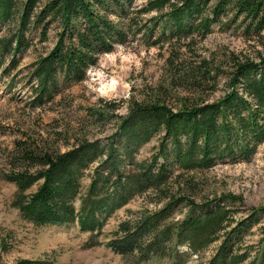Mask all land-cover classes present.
Wrapping results in <instances>:
<instances>
[{
    "label": "trees",
    "instance_id": "obj_1",
    "mask_svg": "<svg viewBox=\"0 0 264 264\" xmlns=\"http://www.w3.org/2000/svg\"><path fill=\"white\" fill-rule=\"evenodd\" d=\"M142 1V6L129 12L134 0H0V63L10 55V67L17 65L15 56L28 46V32L37 30L38 41L44 42L52 24L60 28L53 46L32 64L39 98L56 90L58 75L64 81L82 80L86 67L97 62L99 53L123 41L128 29L141 31L133 26L137 14L156 12L150 18L152 26L161 24L159 35L177 45L166 58L168 80L126 100L127 111L118 116L107 144L82 137L61 151L16 140V156L3 172V178L16 185L12 204L36 226L76 221L81 230L97 232L116 209L137 195L148 194L151 201H164L163 206L121 221L106 244L114 253L131 264L153 258L182 264L176 246L186 244L198 253L223 231L224 238L207 264H243L247 252L237 251L232 241L261 222L258 214L264 207L235 220L232 208L223 203L238 199L235 196L194 200L196 175L226 157L247 159L264 140V58L254 61L230 52L222 62L214 54H197L193 46L194 36L205 37L224 13H233L232 21L240 19L246 35L264 37V0ZM181 46L190 57L181 54ZM224 75L226 90L212 99L218 78ZM89 112L104 118L99 109ZM154 136H159L156 152L138 160L139 148ZM91 165L95 166L89 184L81 192V180ZM35 184V190L27 192ZM179 205L187 211L174 219ZM261 234L259 243L264 246V227ZM92 238L87 246L98 243ZM12 264L48 262L24 258ZM247 264H264V252Z\"/></svg>",
    "mask_w": 264,
    "mask_h": 264
},
{
    "label": "rangeland",
    "instance_id": "obj_2",
    "mask_svg": "<svg viewBox=\"0 0 264 264\" xmlns=\"http://www.w3.org/2000/svg\"><path fill=\"white\" fill-rule=\"evenodd\" d=\"M142 5V0H134L129 12ZM154 14V11L134 14L136 24L133 26L140 27L141 31L134 33L128 29L123 41L114 43L111 50L99 53L97 62L86 67L82 80L64 81L62 75H58L54 84L56 90L52 89L40 98L31 76L32 64L53 46L56 32L60 29L58 25L49 27L44 42L38 41L37 30L28 32V46L15 56L18 59L16 66L8 64L10 55L0 63V264H12L24 258L45 259L48 264H131L129 259L114 253L107 242L114 238L112 233L121 221L133 219L146 210H159L164 201H151L152 196L148 194L137 195L116 209L97 232L81 230L76 221L36 226L24 220L13 206L16 185L5 180L3 172L9 169L8 163L16 156V140L45 147L50 145L61 151L72 147L82 137L99 139L102 144H107L108 135L116 128L118 116L127 111L126 100L130 96H138L149 86L168 80L166 58L170 48L177 45L170 43L165 35H159L161 24L152 26L150 18ZM110 16L114 19L115 15ZM232 18L233 13H224L217 23L212 24L205 37L195 35L194 52L202 56L214 54L222 62L230 52L242 53L254 61L264 58V37L246 35L240 19L232 21ZM123 20L125 22L126 18ZM2 32L0 30V36ZM262 34L264 36V31ZM184 50L181 46V54L190 57ZM226 83L225 75L218 78L212 99L225 92ZM169 92L175 95L174 90ZM169 98V102L175 104L176 100ZM89 109L104 112V118L90 116ZM158 145L159 136H154L139 148L136 158L149 159ZM94 166L85 171L81 192L88 186ZM177 172L179 170L173 176ZM196 176L198 190L194 200H216L229 194L238 198L223 201L227 208H232V218L246 217L254 209L264 207V140L257 144L247 159L226 157ZM36 187L37 184L33 185L27 192ZM74 204L78 209L79 200ZM186 211V207L179 205L172 218L181 219ZM258 216L261 217L260 223L247 227L232 241L237 251L247 252L248 257L243 264L264 252L263 244L259 243L264 211ZM217 235L218 239L198 253L191 251L186 244L176 246L182 254V264H207L224 238V232ZM92 236L98 243L87 246ZM140 264H170V260L153 258Z\"/></svg>",
    "mask_w": 264,
    "mask_h": 264
}]
</instances>
